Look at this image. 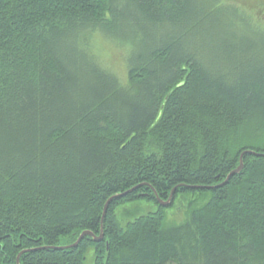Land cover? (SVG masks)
<instances>
[{
  "label": "trees",
  "instance_id": "16d2710c",
  "mask_svg": "<svg viewBox=\"0 0 264 264\" xmlns=\"http://www.w3.org/2000/svg\"><path fill=\"white\" fill-rule=\"evenodd\" d=\"M140 201L157 209L119 213ZM90 249L264 264V0H0V264Z\"/></svg>",
  "mask_w": 264,
  "mask_h": 264
},
{
  "label": "rangeland",
  "instance_id": "374dc122",
  "mask_svg": "<svg viewBox=\"0 0 264 264\" xmlns=\"http://www.w3.org/2000/svg\"><path fill=\"white\" fill-rule=\"evenodd\" d=\"M107 52H106L107 57H105L106 64L112 67V69L117 71L120 74V76L124 78L125 77V66H124L123 61L121 60L122 58L119 56L118 53L113 52V54L112 53L110 54L109 52L108 53ZM104 55H105V51L104 53L100 52L101 57ZM183 207H184V203L182 202L181 204L179 202L176 204L175 208L168 209L167 214L169 216V219L175 222H180L184 214ZM156 209H157L156 204H153L151 202L140 201L139 203L127 204L124 207H120L119 213H123L122 215L124 216L125 219L131 220L139 215L153 212ZM64 241H65L64 239H61L60 242L64 243ZM84 264H92V250L91 249L88 250L86 254V259H85Z\"/></svg>",
  "mask_w": 264,
  "mask_h": 264
},
{
  "label": "water",
  "instance_id": "95a60500",
  "mask_svg": "<svg viewBox=\"0 0 264 264\" xmlns=\"http://www.w3.org/2000/svg\"><path fill=\"white\" fill-rule=\"evenodd\" d=\"M246 153H255V152H252V151H250V150H245V151H243V152L240 154V157H239V164H238V166H237L234 170H232V171L226 176V178L224 179V181H223L222 183H220L219 185H216V186H221V185L225 184V183L228 181V179L230 178V176H232V175L238 173V172L241 170V168H242V166H243V155L246 154ZM133 189H134V188H131L128 192H130V191L133 190ZM172 192H173V191H171V193H170V195H169V197H168L167 200H160V201H159L160 204H161L162 206H167V205L170 203V200H171V197H172ZM126 193H127V192H124V193H122V194H119V196H120V195H124V194H126ZM110 199H111V198H110ZM110 199H108L107 202H106L105 205H104V208H103V211H102V218L104 217V214H105V211H106V208H107V205H108ZM85 236L92 237L94 241H100V240H102V238H103L102 226H101L100 233H99V235H97V236H96L94 233H92L91 231L83 230V231L80 232V234L78 235V237H77V239H76V241H75L74 243H72V244H70V245H59V246H53V247H50V248L65 249V248H69V247L76 246V245L79 243V241L82 240ZM18 258H19V255L17 256V259H16L17 263H18Z\"/></svg>",
  "mask_w": 264,
  "mask_h": 264
},
{
  "label": "bare ground",
  "instance_id": "6f19581e",
  "mask_svg": "<svg viewBox=\"0 0 264 264\" xmlns=\"http://www.w3.org/2000/svg\"><path fill=\"white\" fill-rule=\"evenodd\" d=\"M97 236V235H96ZM92 238V237H91ZM93 239V238H92Z\"/></svg>",
  "mask_w": 264,
  "mask_h": 264
}]
</instances>
